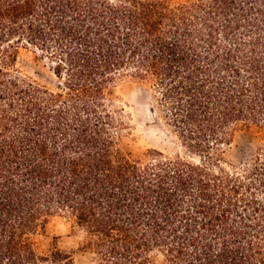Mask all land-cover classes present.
<instances>
[{"label":"trees","instance_id":"1","mask_svg":"<svg viewBox=\"0 0 264 264\" xmlns=\"http://www.w3.org/2000/svg\"><path fill=\"white\" fill-rule=\"evenodd\" d=\"M123 80L198 161L122 149ZM249 129L264 141V0H0V264H73L37 251L55 216L96 264H264V142L221 163Z\"/></svg>","mask_w":264,"mask_h":264},{"label":"rangeland","instance_id":"2","mask_svg":"<svg viewBox=\"0 0 264 264\" xmlns=\"http://www.w3.org/2000/svg\"><path fill=\"white\" fill-rule=\"evenodd\" d=\"M20 70L38 82L50 87L56 84L50 63L40 52L21 49L17 62ZM112 99L117 109L122 111L125 128L120 133V146L133 155L155 148L167 154H181L198 161L200 158L188 154L178 139L170 132L162 120V111L154 99L149 86L132 80L118 82L112 88ZM263 137L254 129L238 131L230 145L224 146L223 165H238L248 161L255 147L263 144ZM85 236L71 221L55 216L35 236V245L40 253L52 248L60 249L72 258L73 264H96L95 255L85 246Z\"/></svg>","mask_w":264,"mask_h":264}]
</instances>
